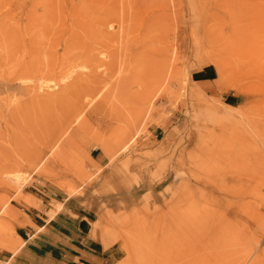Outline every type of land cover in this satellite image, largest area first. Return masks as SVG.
I'll return each instance as SVG.
<instances>
[{
    "label": "rangeland",
    "instance_id": "obj_1",
    "mask_svg": "<svg viewBox=\"0 0 264 264\" xmlns=\"http://www.w3.org/2000/svg\"><path fill=\"white\" fill-rule=\"evenodd\" d=\"M50 190L105 264H264V0H0V257Z\"/></svg>",
    "mask_w": 264,
    "mask_h": 264
},
{
    "label": "crops",
    "instance_id": "obj_2",
    "mask_svg": "<svg viewBox=\"0 0 264 264\" xmlns=\"http://www.w3.org/2000/svg\"><path fill=\"white\" fill-rule=\"evenodd\" d=\"M36 198L22 244L0 264H105L104 247L92 235L96 209L88 199L52 190Z\"/></svg>",
    "mask_w": 264,
    "mask_h": 264
},
{
    "label": "bare ground",
    "instance_id": "obj_3",
    "mask_svg": "<svg viewBox=\"0 0 264 264\" xmlns=\"http://www.w3.org/2000/svg\"><path fill=\"white\" fill-rule=\"evenodd\" d=\"M81 9V8H80ZM83 14V13H82ZM106 16V15H105ZM104 16V17H105ZM110 16V15H109ZM108 16V17H109ZM84 16H76L75 18H74V20H73V22H72V26H71V31H74V33H75V31H79V32H83V34H86L87 32H88V27H87V23H86V19L85 18H83ZM91 17H93V16H91ZM103 18V17H102ZM88 22V21H87ZM123 20H121L120 21V19H119V25L122 27L123 26ZM97 23H99V24H102V19H99V21H97ZM89 24V23H88ZM70 34V33H69ZM71 35H72V33H71ZM140 43V42H139ZM97 47V46H96ZM147 48V47H146ZM57 49V48H56ZM93 50V49H92ZM96 52V51H95ZM56 53V52H55ZM159 53H161V52H159ZM165 53V52H164ZM154 55H156V52H154ZM164 55V54H163ZM62 56V55H61ZM147 56H148V54H147ZM85 59V58H84ZM148 61H143L141 64L145 67V70L148 72H153V73H158V72H161V70L162 69H164V67H163V61L161 60L160 61V58L159 57H154V58H149V59H147ZM85 61V60H84ZM25 62V61H24ZM75 63V62H74ZM92 63V62H91ZM90 63V64H91ZM94 63V62H93ZM84 64V63H83ZM24 65H25V63H24ZM30 67V66H29ZM33 67V66H32ZM31 68V67H30ZM29 68V69H30ZM36 68V67H35ZM33 69V68H32ZM33 71V70H32ZM40 72V71H39ZM62 72V71H61ZM67 72V71H66ZM84 72V71H83ZM29 73V72H28ZM69 73V72H68ZM67 73V74H68ZM82 74V73H81ZM160 74V73H159ZM36 75V74H35ZM64 75V74H63ZM74 75V74H73ZM78 75H80V73L78 74ZM22 76H24L23 74H22ZM21 76V77H22ZM40 76V75H39ZM87 77V76H86ZM91 78H93V77H91ZM23 79V78H22ZM76 79V78H75ZM78 79V78H77ZM90 79V78H89ZM80 80V79H79ZM47 81V80H46ZM55 81V80H54ZM70 81V80H69ZM94 81V80H93ZM92 81V82H93ZM38 82V81H37ZM80 82V81H79ZM102 82V81H101ZM72 83H73V81H72ZM76 85H77V83L76 82H74ZM58 85V84H57ZM66 85V84H65ZM93 86V85H92ZM85 88H86V86H84ZM90 87V86H89ZM96 87V86H95ZM95 87H94V89H95ZM71 88V87H70ZM98 88V87H97ZM69 89V88H68ZM108 89V88H107ZM44 90V89H43ZM47 90V89H46ZM110 90V89H109ZM53 91V90H52ZM63 91V90H62ZM88 91H90V93L91 92H93L94 90L92 89V90H89V88H88ZM57 92H59V91H57ZM59 93H61V92H59ZM63 93H64V91H63ZM90 93H88L87 95L89 96V94ZM94 93V92H93ZM49 94V93H48ZM113 94V93H112ZM91 95V94H90ZM102 96H103V94H102ZM60 97V96H59ZM73 103V102H72ZM86 103V102H85ZM45 104V103H44ZM76 104V103H75ZM76 106V105H75ZM74 106V107H75ZM52 109V108H51ZM75 109V108H74ZM76 110H77V112H78V110H79V107L77 108V106H76ZM71 112V111H70ZM73 113H74V110L72 111ZM75 113V114H78V113ZM72 114V113H71ZM70 113L69 114H66V115H64L63 117V119H62V121H63V123H62V126H63V124L64 123H66V121H70V119L71 118H74V116H73V114L71 115ZM71 115V116H70ZM73 116V117H72ZM76 116V115H75ZM56 118V117H55ZM60 120V119H59ZM56 122H58V121H56ZM60 123H61V120H60ZM54 124H55V122H54ZM53 125V124H52ZM60 126V124L58 125V126H56V127H59ZM64 126H65V124H64ZM63 126V127H64ZM55 127V129H57ZM61 127V126H60ZM62 127V128H63ZM61 128V129H62ZM63 130V129H62ZM115 130H116V128H115ZM59 131V130H58ZM64 132H65V128H64V130H63ZM62 132V131H61ZM64 132H62V134L64 133ZM59 135V134H58ZM58 135L56 134V133H54V134H52V136H51V138H49V139H47V141H45V146H44V148H43V150H42V154H44L45 152H48V151H50V152H53V150H52V148L55 146V144H56V141H57V137H58ZM61 136V135H60ZM59 136V137H60ZM47 138V137H46ZM46 140V139H45ZM44 144V143H43ZM42 147H43V145H42ZM124 147V146H123ZM59 150V149H58ZM55 152V151H54ZM53 152V153H54ZM57 152V151H56ZM55 152V153H56ZM49 153V152H48ZM52 154V153H51ZM55 156V154H53L52 155V157H54ZM55 158H56V156H55ZM59 158V157H58ZM49 160H50V158H48ZM53 159V158H52ZM60 159V158H59ZM38 160V162H39V158L37 159ZM54 160V159H53ZM53 160H51V161H53ZM57 160V159H56ZM47 161V160H46ZM4 163H6V162H4ZM37 162L35 161H33L32 162V166H35V164H36ZM45 164V163H44ZM11 166H13L12 165V162L10 163V162H8V163H6L5 165H4V167L5 168H7V169H9V168H11ZM45 166H46V168L48 167V169H50V171L51 170H53V169H55V167H56V164H55V162L54 163H52L51 164V162L50 161H47L46 162V164H45ZM39 167V166H38ZM41 167H43V166H41ZM34 168V167H33ZM3 169V168H2ZM36 170V169H35ZM40 170V169H39ZM44 170V169H43ZM46 171H47V169H46ZM38 172V171H37ZM49 172V171H48ZM217 172H216V170H215V174H216ZM43 174H45V172L43 173ZM214 174V173H213ZM48 176H49V174H47ZM212 175V174H211ZM213 176V175H212ZM212 178V177H211ZM216 179V177L214 178V180ZM217 181V180H216ZM212 184V183H211ZM254 221V220H253ZM215 233V232H214ZM222 233H223V231H222ZM221 233V234H222ZM216 234V233H215ZM219 234V233H218ZM218 234H217V236H218ZM222 237V236H221ZM221 239V238H220ZM176 240V239H175ZM234 241V240H233ZM233 245V244H232ZM146 247V246H145ZM212 247V246H211ZM215 247H220V246H215ZM213 248V247H212ZM222 248H224V247H222ZM218 249V248H217ZM234 250H236V249H234ZM215 251V250H214ZM225 251V250H224ZM222 252V251H221ZM220 252V253H221ZM225 252H227V251H225ZM230 252V251H229ZM231 253V252H230ZM229 253V254H230ZM214 254H215V252H214ZM213 254V255H214ZM216 255H218V254H216ZM221 255V254H220ZM227 255H228V253H227ZM235 255H237V254H235ZM219 256V255H218ZM229 256V255H228ZM231 256V255H230ZM231 257H233V256H231ZM240 257V256H239ZM223 258H224V256H223ZM230 258V257H229ZM233 259V258H232ZM239 259V258H238ZM159 260V259H158ZM218 260H220V258L218 259ZM216 261V260H215ZM223 261V260H222ZM227 261H228V259H227ZM233 261H235V260H233ZM134 262V261H133ZM236 262V261H235ZM235 262H233V263H235ZM138 263V262H137ZM136 263V264H137ZM216 263V262H215ZM220 263H222V262H220ZM226 264V263H225ZM228 264H229V262H228Z\"/></svg>",
    "mask_w": 264,
    "mask_h": 264
}]
</instances>
